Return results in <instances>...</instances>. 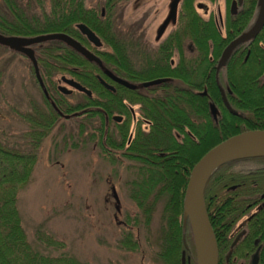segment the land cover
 Masks as SVG:
<instances>
[{"label":"trees","instance_id":"obj_1","mask_svg":"<svg viewBox=\"0 0 264 264\" xmlns=\"http://www.w3.org/2000/svg\"><path fill=\"white\" fill-rule=\"evenodd\" d=\"M39 1L40 16L28 14L16 0H3L12 18L0 17V33L34 36L63 32L98 56L101 64L86 59L59 40L31 46L47 95L29 61L43 106L35 105L34 114L25 118L30 123V150L21 152L0 142V264H87L64 250L54 254L33 247L17 209L18 190L30 179L42 139L57 121L69 116L77 119L83 114L85 124L80 123L79 130L83 132L89 124L90 136H97L103 158L123 170L128 197L137 208L135 215L128 214L125 219L129 228L120 244L136 249L132 229L144 227L148 241L159 247L155 252L157 261L181 264L185 249L191 264H197L189 222L183 229L190 171L201 156L230 136L251 129L264 130V22L218 66L226 46L250 27L258 0H240L239 11L227 16L225 33H221L212 17L206 20L199 16L195 0H180L175 26L167 37L152 53L139 49V69L130 55L138 42L129 44L116 33L114 16L120 0H105L103 17L100 9L87 7L85 0H50L48 10ZM230 2L226 0L228 7ZM79 23L87 25L111 50L90 48L89 41L76 28ZM187 40L194 51L191 56L184 52ZM104 69L130 80L135 88L114 84V91L106 89L97 78L99 75L109 81ZM57 74H69L90 89L92 96L80 93L81 99L69 101L57 88ZM158 78L163 80L142 86L141 81ZM212 104L217 110L216 119ZM128 105L137 106L140 117L132 131ZM120 114L125 118L118 123L113 116ZM144 120L148 122L146 128ZM94 121L99 122L98 126ZM263 193L264 156L227 161L207 180L204 200L217 240L218 264H251V255L257 248L259 264H264ZM157 213L159 223L153 234L152 221ZM237 226L246 229V234L230 236ZM257 237L261 242L255 246ZM37 239L46 249L64 247L63 242L42 230L37 231Z\"/></svg>","mask_w":264,"mask_h":264},{"label":"rangeland","instance_id":"obj_2","mask_svg":"<svg viewBox=\"0 0 264 264\" xmlns=\"http://www.w3.org/2000/svg\"><path fill=\"white\" fill-rule=\"evenodd\" d=\"M16 1L27 9L28 14L40 16L41 1ZM104 1L87 0L85 5L99 10ZM174 1L177 8L179 0L118 2L114 16L116 33L129 44L138 42V46L130 50L135 64L138 65L137 61L142 57L139 49L154 52L160 37H165L173 29L174 22L170 17ZM196 1L201 15L205 14L206 8L208 13L219 15L220 21H223L227 5L225 0ZM42 2L48 10L50 0ZM0 17L12 18L3 0H0ZM263 19L264 0H258L251 25L241 36L246 40L252 37ZM184 52L187 56L194 53L188 40L184 44ZM173 58L175 63L177 57ZM29 65L26 57L0 45V142L21 152L31 148V139L27 134L30 123L25 118L34 114L35 105L43 106L41 91L34 82ZM61 75L55 77L57 85ZM80 93L73 91L66 97L69 101H77L82 98ZM137 109L134 106V110ZM76 118L64 117L51 127L37 148L38 159L29 181L18 190L17 209L29 243L44 252H70L87 264H162L155 258L159 247L148 241L149 234L144 227L132 229L138 244L136 249L120 244L124 231L129 228L124 224L125 219L128 214L135 215L137 208L128 197L123 170L103 158L97 136L93 139L90 136L89 124L84 126L83 132L79 130V124H85V114ZM93 123L98 126L99 122ZM134 125L135 121L130 126L131 131ZM143 126L146 128V125ZM113 185L119 198L120 212L116 210ZM158 223L157 213L152 221L153 234ZM38 230L51 234L63 242L64 247L46 249L37 239Z\"/></svg>","mask_w":264,"mask_h":264},{"label":"water","instance_id":"obj_3","mask_svg":"<svg viewBox=\"0 0 264 264\" xmlns=\"http://www.w3.org/2000/svg\"><path fill=\"white\" fill-rule=\"evenodd\" d=\"M175 2L176 1L172 3L170 17L173 19V22H175L177 9L175 8ZM235 4L236 1H233L232 7H234ZM263 22L264 19L257 30L262 26ZM163 27L164 25L162 26L161 30H163ZM76 28L83 36L88 39V41L97 47L101 46L102 43L100 38L87 25L79 23L76 25ZM50 40L62 41L82 54L86 59L101 64V60L98 56L81 44V42H79L77 39L63 32L44 33L34 36L4 35L0 33V45L18 52L29 59L33 66L36 80L45 95H47V91L40 76L37 60L31 46L33 44ZM245 41L246 39H244L242 36H239L235 40L231 41L223 50L218 66H222L225 63L229 52L237 44ZM97 78L106 89H110L112 91L115 90L114 86L107 83L102 77L98 75ZM116 80L118 79L116 78ZM162 80L163 79L158 78L146 81L143 83V86H152L154 84L160 83ZM58 82L59 84L57 88L64 95L71 94L73 91H78L86 94L89 97L92 96L90 89L86 88L79 81L72 77L61 75ZM121 82L129 88H135V85L129 84L126 81L122 80ZM225 103L227 108L232 111L229 104L226 101ZM211 111L214 118L216 119L217 110L213 104L211 105ZM120 119V116H114V120L120 121ZM254 156H264V130L251 129L230 136L229 138L209 149L192 167L184 195L183 229H185L187 222H189L195 242L197 264H218L217 240L207 214L204 200V189L207 180L219 165L233 159ZM112 191L116 202V210L117 212H120L119 198L117 196L115 187H112ZM262 197H264V194ZM181 264H186L185 249L181 252ZM253 264H257L256 255L254 256Z\"/></svg>","mask_w":264,"mask_h":264},{"label":"flooded vegetation","instance_id":"obj_4","mask_svg":"<svg viewBox=\"0 0 264 264\" xmlns=\"http://www.w3.org/2000/svg\"><path fill=\"white\" fill-rule=\"evenodd\" d=\"M211 1V0H210ZM214 1H216V0H214ZM214 1H211V2H214ZM233 1H236V4H235V6L234 7H232V2ZM240 0H231V2H230V5H229V7L226 5V8H225V16H224V19H223V21H220V18H219V15H218V17L216 16V15H214L212 12H210V13H208V10L206 9V8H204V15L206 16V17H204V15H201L199 12H198V7H199V4H198V2L195 0V3H194V5H195V8H196V10H197V12L199 13V16L201 17V18H204V19H206V20H208V19H210L211 17L213 18V20H214V22H215V24L217 25V27L219 28V30L221 31V33H225V22H226V19H227V16H228V14H233V15H235L238 11H239V7H238V2H239ZM86 2H87V0H85V4H86ZM105 2V1H104ZM225 2H226V0H225ZM179 3H180V0L178 1V5H177V8L179 7ZM87 7H89V6H87ZM100 11H101V16L103 17L104 16V14H105V6H104V4H103V6L100 8ZM176 11H177V9H176ZM257 12V11H256ZM163 23V22H162ZM221 23V24H220ZM174 26H175V23L173 24ZM174 28V27H173ZM171 32V31H170ZM170 32H168V34L170 33ZM167 34V35H168ZM167 35L165 36V37H160V39H159V41H163L164 40V38H166L167 37ZM85 37V36H84ZM86 38V37H85ZM86 40H88L87 38H86ZM80 42V41H79ZM89 46H90V48H96V50H98V51H110V46H108L107 44H105L103 41H101V46H99V47H97V46H95L93 43H91L90 41H89ZM109 48V50H107V49H105V48ZM99 48H104V49H99ZM138 62V65L137 64H135V62H134V66L136 67V68H140L141 67V62H142V58H141V60L140 61H137ZM174 63V62H173ZM103 73H104V75L108 78V80L109 81H111L112 83H110L109 81H107V80H105L107 83H109V84H111V85H113V86H115L114 84H117V85H120V86H122V87H126V88H129V87H127V86H125L121 81L123 80V81H126V82H128L129 84H132V85H136V84H134V83H132L130 80H128V79H125V78H123V77H121V76H118V75H116V74H114V73H112L111 71H109L108 69H104L103 70ZM116 78L118 79V80H116ZM121 80V81H120ZM141 83H142V86H143V81H141ZM58 84H59V82H58ZM143 87H145V86H143ZM131 89H134V88H131ZM73 93V92H72ZM71 93V94H72ZM68 95H70V94H68ZM128 108H129V110H130V113H131V115H132V121H137V120H139L140 119V117H139V112H138V109H137V111H135L134 110V106H131V105H128ZM230 111V110H229ZM137 113H138V116H137ZM114 116H120L121 117V119H120V121H117L118 123H120V122H122L123 121V119L125 118V116L123 115V114H120V115H114ZM114 116H113V120H114ZM116 121V120H115ZM143 125H148V122L146 121V120H144L143 121ZM264 194V193H263ZM262 194V195H263ZM262 195H261V197H262ZM262 198H264V197H262ZM259 207H260V205H258ZM258 206H257V208H258ZM247 218V217H246ZM246 232H247V230L245 229V230H240V228H239V226H237L235 229H234V231L231 233V235L230 236H234L235 234H236V236L237 237H239V236H242V235H244V234H246ZM260 242H261V239L260 238H255L254 239V245L255 246H258L259 244H260ZM257 256V264H259V258H260V256H259V248H257L256 249V251L251 255V260H250V262H251V264H253V260H254V256ZM185 256H186V264H191V258H190V255H186V253H185ZM236 260V258H234L233 259V263H234V261ZM240 264H242L241 262H240Z\"/></svg>","mask_w":264,"mask_h":264}]
</instances>
